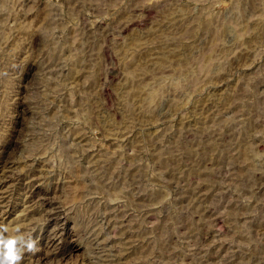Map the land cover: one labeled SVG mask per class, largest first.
I'll use <instances>...</instances> for the list:
<instances>
[{
	"label": "rangeland",
	"instance_id": "obj_1",
	"mask_svg": "<svg viewBox=\"0 0 264 264\" xmlns=\"http://www.w3.org/2000/svg\"><path fill=\"white\" fill-rule=\"evenodd\" d=\"M0 179V259L264 264V0H0Z\"/></svg>",
	"mask_w": 264,
	"mask_h": 264
},
{
	"label": "bare ground",
	"instance_id": "obj_2",
	"mask_svg": "<svg viewBox=\"0 0 264 264\" xmlns=\"http://www.w3.org/2000/svg\"><path fill=\"white\" fill-rule=\"evenodd\" d=\"M10 158H8V159H4L5 161H8ZM9 163L11 162V160L10 161H8ZM28 164V163H27ZM4 165V164H3ZM20 166V165H19ZM25 166V165H24ZM30 168V167H29ZM41 168V167H40ZM37 169V168H36ZM40 172V171H39ZM39 174V173H38ZM41 174V173H40ZM40 174H39V176H40ZM17 175V174H16ZM47 175V174H46ZM33 176V175H32ZM45 176V175H44ZM3 177H5V176H3ZM36 177V176H35ZM4 180V179H3ZM8 180V179H7ZM6 181V180H5ZM1 182H3L2 181V179H0V184H2ZM11 183V182H10ZM27 186V185H26ZM68 186V185H67ZM62 188V187H61ZM70 188V187H69ZM69 192V191H68ZM72 192V191H71ZM38 193V192H37ZM40 196H42V195H40ZM9 198V197H8ZM5 203V202H4ZM1 201H0V207H1ZM55 206V205H54ZM3 207H4V205H3ZM2 208V207H1ZM35 209V208H34ZM57 209V208H56ZM1 210V209H0ZM26 210V209H25ZM42 211H44V212H42V213H40L41 214V216L43 215V217H45V216H51V214H53L55 211H51V209L50 210H46V209H43ZM3 212V211H2ZM55 214V213H54ZM16 217V216H15ZM36 218H37V220H36ZM38 218H40V216H38V217H36L35 216V214L33 215V214H31V212H29V210H26L25 212L23 211V213H22V216L18 219V221H17V223H16V226H14V227H18L17 228V231L15 232V231H13V233H15L14 235L15 236H18V235H21L22 233H27L28 232V230L29 229H33L34 228V226H33V224H34V220L37 222L39 219ZM50 218V217H49ZM59 218V217H58ZM16 219V218H15ZM41 219V218H40ZM48 219V218H47ZM43 221V220H42ZM7 222V221H6ZM35 222V223H36ZM14 224V223H13ZM36 225V224H35ZM7 226V225H6ZM9 226V225H8ZM33 226V227H32ZM15 228V229H16ZM12 229V228H11ZM21 231V232H20ZM23 231V232H22ZM11 232V231H10ZM9 232V233H10ZM18 232V233H17ZM20 232V233H19ZM29 233V232H28ZM7 234V233H6ZM56 237V236H55ZM95 237V236H94ZM27 238V237H26ZM51 238V237H50ZM12 239V238H11ZM54 240V237L53 238H51V240L50 241H53ZM89 240V239H88ZM23 241V240H22ZM21 241V242H22ZM99 242V241H98ZM103 242V241H102ZM101 242V243H102ZM57 243V242H56ZM87 243V242H86ZM100 244V243H99ZM19 245V244H18ZM89 246V245H88ZM56 248V247H55ZM97 248V247H96ZM7 249V248H6ZM87 249V248H86ZM101 249V248H100ZM107 249V248H106ZM18 249H14V251H17ZM22 250V249H21ZM48 250V249H47ZM5 251H7V250H5ZM20 251V250H19ZM42 251V250H41ZM91 251V250H90ZM6 253V252H5ZM104 253V252H103ZM58 254V253H57ZM100 254V253H99ZM98 254V255H99ZM108 254V253H107ZM5 254H3V256H4ZM45 255V254H44ZM88 255V254H87ZM97 255V256H98ZM54 256V255H53ZM59 256H62V254H60ZM65 256V255H64ZM94 256V255H93ZM102 256V255H101ZM100 256V257H101ZM33 257V256H32ZM63 257V256H62ZM105 257V256H104ZM23 258V257H22ZM61 258V257H60ZM99 258V257H98ZM102 258V257H101ZM3 259V258H2ZM57 260V259H56ZM96 260V259H95ZM106 260H107V258H106ZM31 261V260H30ZM59 261V260H58ZM102 263V262H101ZM16 264H21V261H18V262H16ZM99 264V263H98ZM103 264V263H102Z\"/></svg>",
	"mask_w": 264,
	"mask_h": 264
},
{
	"label": "clouds",
	"instance_id": "obj_3",
	"mask_svg": "<svg viewBox=\"0 0 264 264\" xmlns=\"http://www.w3.org/2000/svg\"><path fill=\"white\" fill-rule=\"evenodd\" d=\"M17 240H23V237H16L13 239H9L6 243L7 252L4 255L3 259H0V264H16V262L20 261L22 258V254L19 250L14 251V245ZM29 250L33 249L34 242L30 241L27 244Z\"/></svg>",
	"mask_w": 264,
	"mask_h": 264
}]
</instances>
